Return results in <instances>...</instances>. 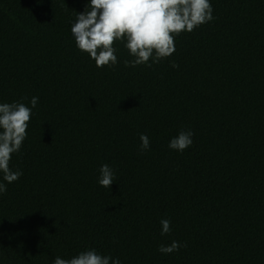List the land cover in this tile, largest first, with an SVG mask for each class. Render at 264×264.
<instances>
[{
	"label": "trees",
	"instance_id": "16d2710c",
	"mask_svg": "<svg viewBox=\"0 0 264 264\" xmlns=\"http://www.w3.org/2000/svg\"><path fill=\"white\" fill-rule=\"evenodd\" d=\"M210 3L214 19L171 56L132 68L119 41L111 67L77 48L89 0H0V103L38 97L9 164L23 174L0 173V264L89 249L121 264H264V0ZM181 130L194 133L183 152L168 147ZM172 241L186 247L158 251Z\"/></svg>",
	"mask_w": 264,
	"mask_h": 264
},
{
	"label": "clouds",
	"instance_id": "9594fccd",
	"mask_svg": "<svg viewBox=\"0 0 264 264\" xmlns=\"http://www.w3.org/2000/svg\"><path fill=\"white\" fill-rule=\"evenodd\" d=\"M212 12L210 0H89L86 10L77 13L71 33L77 48L87 53L97 67L118 63L114 47L117 41L123 43L133 57L124 61L125 67H151L175 52V38L182 32H192L212 21ZM171 66L179 67L175 63ZM37 103L35 96L31 98V107L22 102L0 103V173L7 184L23 174L13 171L9 164L27 137L32 109ZM193 135L190 130H181L169 141L168 147L183 152L193 143ZM140 141L141 151L149 150L150 140L146 134L140 135ZM99 173L98 184L110 188L115 179L113 169L104 164ZM7 184L0 182V195L7 192ZM160 223L161 235L169 234L171 221L162 219ZM181 247L186 245L172 241L169 245H160L158 251L170 254ZM53 264H121V261L89 249L70 259L56 257Z\"/></svg>",
	"mask_w": 264,
	"mask_h": 264
}]
</instances>
